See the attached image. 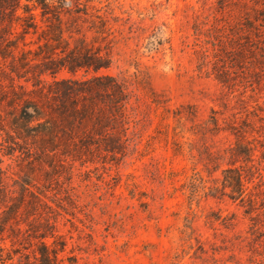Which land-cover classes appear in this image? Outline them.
Wrapping results in <instances>:
<instances>
[{"label": "rangeland", "instance_id": "374dc122", "mask_svg": "<svg viewBox=\"0 0 264 264\" xmlns=\"http://www.w3.org/2000/svg\"><path fill=\"white\" fill-rule=\"evenodd\" d=\"M11 19L0 189L48 203L61 264H264L262 211L210 192L238 130L258 147L248 191L264 189V0H20ZM87 59L103 66H63ZM108 76L130 118L92 89ZM87 98L83 117L73 102ZM14 251L29 249L0 240V264Z\"/></svg>", "mask_w": 264, "mask_h": 264}, {"label": "trees", "instance_id": "16d2710c", "mask_svg": "<svg viewBox=\"0 0 264 264\" xmlns=\"http://www.w3.org/2000/svg\"><path fill=\"white\" fill-rule=\"evenodd\" d=\"M19 7L20 0H0V15L13 19ZM49 10H51L50 6ZM30 11L31 6L25 5L24 12L28 13V16L32 18L33 15H31ZM54 14H56L58 19L60 18L56 11ZM27 26L30 27L28 24ZM63 66H69V68L74 69L77 66H90L98 70L103 65L92 59H87L82 65L69 61ZM94 87L97 91H100L101 96L104 98L102 99L103 102L108 103L110 111L114 115L112 120L125 116L130 118L125 112L127 96L124 84L120 83L115 77L108 76L96 78L92 89ZM73 91L74 89H72ZM73 103L75 105L74 111L83 117H89L91 109L95 105L92 98H87V100L82 102V107L77 109V104ZM98 111L101 115L97 119L101 120V122L105 123L111 120L104 108ZM25 112L28 113L27 110ZM212 121L214 124L217 123L215 118ZM127 129L128 127L124 128V131ZM233 133L236 136V141L234 145L225 150V153L228 154L225 155V158L227 157L230 165L222 170L221 185L211 187L210 192H212L213 196L221 192L222 195H227L234 201L238 200L243 207H246L245 212L247 214L258 212L260 209L262 211L261 214L264 215V189L252 192L248 191L247 185L254 176L253 161L258 147L245 137L241 130L233 131ZM113 144V148L118 150V145L121 144V141H114ZM259 145L262 148L260 157L264 159V144L259 143ZM180 146L178 147L179 150ZM236 163L239 164L237 165ZM28 190L27 185L24 184L19 195L14 196L13 191L0 189V240H9L13 247L19 244L29 249L27 253L14 251V254H19L18 264H61L60 253L65 251L66 241L56 235L55 224L49 220L48 203L33 192L30 193V199H26ZM258 215H260V212ZM10 256L11 258L14 257V255Z\"/></svg>", "mask_w": 264, "mask_h": 264}]
</instances>
